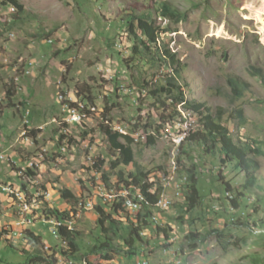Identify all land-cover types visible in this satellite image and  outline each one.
Instances as JSON below:
<instances>
[{"label":"rangeland","instance_id":"1","mask_svg":"<svg viewBox=\"0 0 264 264\" xmlns=\"http://www.w3.org/2000/svg\"><path fill=\"white\" fill-rule=\"evenodd\" d=\"M9 1L0 0V101L3 104L0 146L10 147L16 141L31 143V147L20 143L8 150L7 157L19 158L15 168L0 161V188L13 190L15 194L9 193L12 203L26 205V196L23 202L17 200L15 191H20L21 179L14 176L9 181L8 176L23 171L28 167V160H43L37 172V183H34V190L41 192L29 191L27 203L47 201L50 189L54 191L58 208L33 204L32 216L57 218L60 215L53 214L56 210L61 213L73 207L60 198L62 189L71 190L82 201L92 199L95 207L100 204L93 189L90 191L97 177L107 174L109 183L114 185L119 181L120 172L128 176L135 171L133 166L112 169L113 150L101 129L104 119H109L120 126L111 131L131 136L137 142L134 145L137 165L151 173L148 181L152 191L159 194V189L162 190L160 205L153 211V216L158 217L155 225L169 227L172 233L167 240L151 229L144 231L147 242L138 245V256L133 258L127 255L124 241L116 239V246L122 252L111 254L114 262H105V256L95 255V264H136L138 260L149 264H264V241H257L264 231L260 228L264 223V156L257 158L255 173L263 189L245 191L246 173L234 164L221 166L218 159L205 151L208 147L205 144L187 145V154L180 155L185 143H182L184 138L177 142L180 128L183 137H189L193 130L199 129V118L180 107L182 118L162 125L160 134L156 132L161 125L160 114L153 100L146 97L147 92L140 93L138 83H150L151 90L162 87L171 70L159 72L138 60L128 69L124 62L132 57L133 43L123 24V19L126 20L135 7L137 14L147 13L148 7L162 30H173L161 34L160 39L184 68L183 79L178 78V81L182 85L187 83L195 91V98L212 109L216 122L227 127L235 140L257 142L264 151V85L250 72L252 67L264 71V0H18L24 6L18 21L13 18L15 10ZM163 3L180 12L182 20L161 17L159 10ZM28 64L32 65L31 74L24 76ZM234 78L249 85V92L241 100L236 98L229 84ZM84 85L94 90L96 99L90 104L76 95L77 87ZM11 88L14 97L9 101L7 93ZM60 92L67 97V105L81 111L82 118L92 115V119L82 127H74L68 118H62ZM187 99L193 98L188 94ZM21 102L27 107L21 106ZM11 103L14 106H10ZM107 107L110 112L104 118ZM240 108L247 118L245 127H239L236 111ZM28 110L31 117L27 127L30 125L38 132L36 137L31 134L33 128L25 130ZM53 119L56 126L49 125L45 132L41 131L40 127ZM150 135L157 139L154 146L147 143ZM180 156L181 163L174 168L173 163ZM100 161L103 165L99 172L95 166ZM178 170L182 172L179 177ZM188 170L195 171L204 199L201 207L191 214L180 208L170 209V197L173 196L175 204L185 201ZM29 171L36 173V166H29ZM220 172L232 188L229 194L217 180ZM175 190L181 202L175 199ZM243 192L245 197L239 198L238 194ZM233 199L241 204L239 210L233 208L230 202ZM5 202L6 196L2 195L0 224L18 227L16 223L20 220L11 217L12 208L7 203L5 209ZM239 217L250 226L233 227L231 223ZM24 218L31 220V217ZM76 218L80 219L75 228L82 234L78 242L82 251L75 254L77 257L70 251V259L76 257V264H82L83 255L101 239L99 216L95 209L86 211V206H79ZM52 228L39 224L34 232L41 236L43 243L60 248L64 240ZM191 232L204 238L195 251L185 244ZM215 232H224L228 237L226 242L219 240ZM13 241L15 248L9 247V242L0 244V264H28L33 252L25 238ZM68 246L71 250L69 243ZM42 250L46 253V246ZM49 263L48 259L46 264Z\"/></svg>","mask_w":264,"mask_h":264},{"label":"trees","instance_id":"2","mask_svg":"<svg viewBox=\"0 0 264 264\" xmlns=\"http://www.w3.org/2000/svg\"><path fill=\"white\" fill-rule=\"evenodd\" d=\"M9 3L15 10L13 18L18 21L20 15L24 13V6L18 0H10ZM136 10L137 8L135 7L134 12L127 15L126 20L123 19V24L129 33V40L133 43L132 57L130 61L126 60L124 64L128 69H130L132 68V63H135L138 60V62H146L153 68H156L159 72L164 69L171 70V74H167L165 76L166 85L162 87H156L154 90H151L150 83L146 81L138 83L141 89L140 93H143L144 91L147 92L146 97L153 100V106L160 114L161 125L157 127L156 132L160 134V130L163 128L162 125H166L168 123L171 124L179 120L182 117L179 107H183L188 112L194 113L199 118V129L192 132L187 140H185L186 142L184 141L185 144L181 147L180 155L187 154V150L185 149L187 145H193L195 143L205 144L208 146L205 151L209 155H212L216 160L218 159L221 166L226 167L234 164L237 169L246 173V183L243 186V190L253 191L254 188L263 189V186L260 185V179L255 174L258 166L257 158L264 156L262 147L258 145L257 142H246L241 139L235 140L227 127H225L222 123L216 122L212 109H210L205 102H201L195 98V91L187 83L182 85L178 81V78L183 79L184 68L182 67L176 54L169 50L168 45H163L160 39L161 34L171 33L173 30H162L161 27L156 24V20L153 19L152 12L148 9V7L147 13L145 14H137ZM160 10L159 15L164 19L177 20V22H180L183 18L180 12L171 8L167 3H163ZM250 72L254 78L258 79L264 85L263 70L252 67ZM229 84L231 85L232 91L237 99H243L249 92V85L240 78L231 79ZM77 90L79 97H83L85 101L94 102L96 99L95 95H93V88L88 85H84L83 87L78 86ZM118 91L120 90L118 89ZM188 94L193 98L192 100L187 99ZM13 97L14 92L13 88H11L7 93V98L11 101ZM1 105L3 104L0 101V110ZM12 105L13 103L10 104V106ZM21 106L24 108L27 107L25 102H21ZM105 111L106 113L104 114V118L107 117V113L110 112V109L107 107ZM236 113L237 118L240 120L239 127H245L247 118L245 116L244 109L240 108L236 111ZM22 117L24 118V116ZM145 128L148 129V126ZM1 129L2 127L0 126V130ZM101 129L102 132L108 136L111 143V149L113 150L112 169L116 170L121 166H133L135 168V171L128 176H126L123 172H120L118 176L119 183H125L128 186L131 184L140 185L142 192H144L146 196H149L148 198H150L151 205L143 211L138 212L137 218H131L121 203H115L113 205H103L102 203L98 204L95 210L99 216L98 230L101 233V239H97V244L92 249L90 248L85 255H83L85 261L83 260L82 263L84 262V264L96 263L94 261L95 255L105 256V260H112V253H121V248L116 246V239H122L124 241V245L128 249L126 251L127 255L133 258L138 256V245L147 242L143 236L144 231L151 229L156 233V235L163 234L167 240H170V233H172V229L169 227L162 228L156 226L152 221V216L154 214L153 209H155L161 202L159 195H161L162 190H159V195L148 194V191L152 188L148 183L151 173H146L136 163L134 151V145L136 143L135 139L131 136L114 133L108 126L105 125L104 122L101 125ZM37 133L38 132L34 130L31 134L36 137ZM84 134L86 135V132ZM63 138L64 137H62L61 140ZM156 141L157 139L154 136H149L147 138V143L151 146L156 145ZM181 157L182 156L178 159L179 164L181 163ZM102 165L103 161H100L95 166L99 172L101 171ZM180 173L182 172L179 170V174ZM187 174L188 182L186 185V191L184 192L185 201L181 204H174L173 207L180 208V210L186 214H191L201 207L204 199L202 198L199 190V179L197 178L195 171L188 170ZM29 175L34 177L37 176V174L32 171H29ZM103 179L105 182H109L107 174L103 175ZM217 180L225 187L226 193H230L232 191L230 184L225 181V177L222 175V172L219 173ZM93 188L94 186L91 187L90 191H92ZM60 195L64 201L73 205L75 208L80 201V198L69 189H62L60 191ZM238 195L239 198L245 197L244 192L239 193ZM230 202L232 203L234 209L239 210L241 208V204L237 200L233 199ZM254 212L257 213L256 208ZM53 214L62 215L65 218L69 217V213L67 211L60 213L59 210H56ZM124 218H126L125 222L123 221ZM182 219L183 217H180V220ZM231 224L236 228L250 226L248 221H243V217H239ZM260 228L264 229V223L260 226ZM215 233H217L219 240L222 242L225 240L226 242L228 237L225 236L224 232ZM59 234L64 241L69 243L71 255L73 257L76 256L75 254L82 251L78 244L82 237L80 232L76 230L70 231L68 228H61ZM25 241L33 252V256L28 264H46L49 257L42 250L44 243L41 236L30 231L27 233ZM201 241H204L202 235L191 232L186 237L185 244H188L190 249L195 251L199 248L198 244ZM243 241H246V239H243ZM257 241H264V231L258 235ZM12 242H14L13 239L9 241V247L15 248L16 246L13 245ZM69 252L63 251V254L67 255Z\"/></svg>","mask_w":264,"mask_h":264},{"label":"built area","instance_id":"3","mask_svg":"<svg viewBox=\"0 0 264 264\" xmlns=\"http://www.w3.org/2000/svg\"><path fill=\"white\" fill-rule=\"evenodd\" d=\"M51 41H49L50 43ZM31 69L32 65L28 64L27 67L24 69V76H28L31 74ZM121 89L124 90L122 87ZM78 95V93L76 94ZM58 102L61 107L62 111V118H68L71 122V125L74 127H82V125H85L87 122H89V119H92V115H88V118H81L79 117V110H76L74 106H69L67 105V97H63L61 92L58 96ZM85 104H90V102H85ZM31 116V112L28 110L25 114L26 121L24 124H29L28 119ZM192 119V118H191ZM105 125L108 126L111 130L116 129L120 127L118 124H113L109 119H104ZM190 124L191 120H190ZM49 125L56 126V120H52L51 123H48L45 127H40L41 131L45 132V128ZM25 127V126H24ZM180 128V127H179ZM60 135H62V131L60 130ZM154 135V134H153ZM151 136V135H150ZM177 137V142L178 140H182L183 138V133L180 128L179 134L176 136ZM62 136L60 137V139ZM20 143L26 144L27 146L31 147L30 141H16V144L10 145V147H4V145L0 146V161L7 162L10 166H14L15 168V163L19 162V158L16 157H7V152L8 150L15 149L16 146ZM65 143V141L63 142ZM62 141H58V145L61 146ZM65 148H63V151ZM174 155V154H173ZM43 165V160L41 161H29L28 160V167H24L23 171H16L17 174L14 172V176L20 177V183L18 184V187L20 188V195L26 196V205H14L12 203V198L9 197V192L3 191V188H0V197L2 195L6 196V202L4 205V208H7V203L9 208H12V211L10 215L11 217H15L16 219L20 220V227H3V225L0 224V228H2V232H14L15 234H18V239L25 238L26 237V231H33L34 228L39 225H47V226H52V230L54 233H57V235L61 238L59 231L61 228H68L70 231H75V225L76 222L80 219L76 218V211L78 210L79 206H86V211H92L96 209L94 202L92 199L88 201H82L80 200L78 204L75 207L69 208L67 211L69 213V217L65 218L64 216L60 215L57 218H43V217H35L32 216L31 214V207L33 204H48L49 206H58L55 203V198H54V191L49 189L48 193V200L47 201H42V202H36V203H27V193L29 191H39L41 190H34V183H37L36 177L29 175V166H36V174L39 170V168ZM174 168L177 167L178 161L176 157V162L173 163ZM12 166V167H13ZM98 175V174H96ZM17 180V178H15ZM15 182V181H14ZM154 188V187H153ZM94 195L97 199H99L100 203L103 205H113L117 203L118 198H125L126 201V207L131 208V218H137L138 217V208H139V201H142V189L141 186L131 184V185H126L125 183H118L112 185L111 183H107L103 180V177H97V183H95V186L93 188ZM175 199H178V202H181V196L178 194L177 190L173 193ZM61 198V196H60ZM171 200V207L175 203H173V196L170 197ZM65 212V211H64ZM61 213H63L61 211ZM160 215V214H159ZM22 217H31V224L28 227H21V220ZM152 221L158 222V217L152 216ZM156 224V223H155ZM38 235V234H37ZM62 239V238H61ZM2 244V242H0ZM44 246H46V254L49 257L50 264H76V259H70V250L68 246V242L64 241L62 247L60 248H52L48 244L44 243ZM63 251L69 252L67 255L63 254ZM85 261V260H84ZM84 264V262L82 263ZM114 264V263H110ZM137 264H149L147 261H139Z\"/></svg>","mask_w":264,"mask_h":264},{"label":"bare ground","instance_id":"4","mask_svg":"<svg viewBox=\"0 0 264 264\" xmlns=\"http://www.w3.org/2000/svg\"><path fill=\"white\" fill-rule=\"evenodd\" d=\"M74 98V97H73ZM72 98V99H73ZM68 100V99H67ZM74 100V99H73ZM76 100V99H75ZM72 103V102H71ZM73 105V104H72ZM77 106V105H76ZM76 108V107H75ZM77 110V109H76ZM81 113V111H79ZM79 117L82 118V116L79 114ZM27 130V129H25ZM29 130H32L29 128ZM34 130V129H33ZM122 133V131H120ZM187 139V137L184 138V140L182 141V143H184V141ZM181 143V144H182ZM17 164V163H16ZM147 181V180H145ZM144 183V182H143ZM149 183V181H148ZM152 187V186H151ZM160 190V189H159ZM6 191H8L9 193H12V194H15L13 192V190L11 188H8L6 189ZM16 197H17V200H19L20 202H23L25 200V196L24 195H20V191L19 190H16ZM160 193V191H158ZM11 194V195H12ZM47 194V193H46ZM148 194H151V195H156L152 189H150L148 191ZM159 195V194H158ZM162 196V193L161 195H159V197L161 198ZM47 197V196H46ZM149 196H146V194H144L143 192V195H142V201H139V208H138V212H141L143 211L145 208L149 207L151 205V202H150V198H148ZM117 203L121 205H123V208L125 209V211H127L129 214H131V208L130 207H126V201H125V198H118L117 199ZM160 205V203L158 204ZM152 208V207H151ZM154 211V209H153ZM18 227H20V221H18V223H16ZM31 224V220H28L24 217H22V220H21V227H24V226H29ZM15 238H18V234H15L14 232H9V233H4L2 232V229L0 230V242H9L11 239H15ZM8 244V243H7Z\"/></svg>","mask_w":264,"mask_h":264},{"label":"clouds","instance_id":"5","mask_svg":"<svg viewBox=\"0 0 264 264\" xmlns=\"http://www.w3.org/2000/svg\"><path fill=\"white\" fill-rule=\"evenodd\" d=\"M156 82H157V81H156ZM144 93H145V91H144ZM180 110H181V109H180V107H179V111H180ZM180 113H181V111H180ZM181 115H182V113H181ZM30 117H31V116H30ZM181 118H182V117H181ZM29 127H30V128H33V127L30 126V125H29ZM37 128H39V127H37ZM37 128H36V129H37ZM33 129H34V128H33ZM34 130H35V129H34ZM192 132H194V130H193ZM192 132H191V133H192ZM190 135H191V134H190ZM190 135H189V136H190ZM187 138H188V137H187ZM186 140H187V139H186ZM185 142H186V141H185ZM136 143H137V142H136ZM184 144H185V143H184ZM182 146H183V145H182ZM182 146H181V147H182ZM180 154H181V153H180ZM178 166H179V163H178ZM150 177H151V176H150ZM178 177H179V170H178ZM183 179H185V178H183ZM183 179H182V180H183ZM187 180H188V177H187ZM185 191H186V187H185L184 192H185ZM227 194H229V193H227ZM34 233H35V232H34ZM35 234H36V233H35ZM143 236H144V235H143ZM106 261H108V262H114L113 260H105V262H106ZM139 261H146V260H138V261L136 262V264H137ZM94 264H95V263H94Z\"/></svg>","mask_w":264,"mask_h":264},{"label":"crops","instance_id":"6","mask_svg":"<svg viewBox=\"0 0 264 264\" xmlns=\"http://www.w3.org/2000/svg\"><path fill=\"white\" fill-rule=\"evenodd\" d=\"M27 126H28V125L26 124V127H25V129H27V128H28ZM28 129H29V128H28ZM11 177H14V173H13V175L11 174V176H8V178H9V181H12Z\"/></svg>","mask_w":264,"mask_h":264}]
</instances>
